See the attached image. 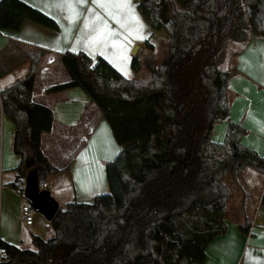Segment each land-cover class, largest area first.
<instances>
[{
  "label": "trees",
  "instance_id": "trees-1",
  "mask_svg": "<svg viewBox=\"0 0 264 264\" xmlns=\"http://www.w3.org/2000/svg\"><path fill=\"white\" fill-rule=\"evenodd\" d=\"M137 7L168 37L160 61L132 57V69L143 64L147 79L126 78L101 57L65 51L60 59L70 79L46 89L82 88L114 141L130 143L105 165L109 192L65 204L49 222L51 237L32 236L34 250L0 240V264H203L207 245L226 230L223 178H236L245 166L264 173V156L240 140L241 125L230 121L222 142L211 139L214 124L229 115L233 72L220 65L230 41L264 38V0H138ZM25 19L58 29L24 1L0 0V30H17ZM44 53L26 50L28 75L0 91L2 111L15 125V181L33 160L40 185L58 171L40 147L52 112L32 99Z\"/></svg>",
  "mask_w": 264,
  "mask_h": 264
},
{
  "label": "crops",
  "instance_id": "crops-1",
  "mask_svg": "<svg viewBox=\"0 0 264 264\" xmlns=\"http://www.w3.org/2000/svg\"><path fill=\"white\" fill-rule=\"evenodd\" d=\"M22 1L55 20L58 29L25 19L17 30H0V91L28 75L30 61L24 57L26 50H45L38 64L32 99L52 112L51 129L41 134L40 147L58 171L48 175L41 186L49 189L59 209L71 201L90 203L96 195L109 192L105 165L130 143L119 146L114 141L102 111L82 88L46 91L70 79L60 56L65 51H82L93 60L105 59L126 78L145 80L149 75L146 68L141 64L138 70L132 69V57L138 56L141 61L145 56H154L155 35L166 43L167 34L164 39L163 29L152 28L138 9V0H131V4L143 25L142 40L135 38L136 23L128 18L127 10L114 6L120 0H100L108 8L99 7L94 0ZM68 3L74 6V19H70L73 12ZM97 14L100 20L95 19ZM88 21L92 23L86 28ZM105 21L107 32L112 35L91 43ZM220 67L233 72L228 79L229 115L214 124L211 139L222 142L232 121L246 130L241 142L264 156V38L230 41ZM14 130V122L0 107V240L27 249L30 247L22 246H34L33 235L47 239L52 236V229L38 212L30 227L19 220L20 195L11 187L20 162V156L13 151ZM223 183L228 188L226 230L207 245L203 264H264V173L245 166L236 178L227 173ZM241 226H246L248 232H243Z\"/></svg>",
  "mask_w": 264,
  "mask_h": 264
},
{
  "label": "water",
  "instance_id": "water-1",
  "mask_svg": "<svg viewBox=\"0 0 264 264\" xmlns=\"http://www.w3.org/2000/svg\"><path fill=\"white\" fill-rule=\"evenodd\" d=\"M168 19V12L165 13ZM25 167L28 169L25 175V185L23 196L31 203L32 207L50 222L59 210L58 203L51 196L46 187H42L38 182V172L36 168H31L33 160H26ZM158 248V246H156Z\"/></svg>",
  "mask_w": 264,
  "mask_h": 264
},
{
  "label": "snow or ice",
  "instance_id": "snow-or-ice-1",
  "mask_svg": "<svg viewBox=\"0 0 264 264\" xmlns=\"http://www.w3.org/2000/svg\"><path fill=\"white\" fill-rule=\"evenodd\" d=\"M80 2L82 3L83 0H80ZM94 2H96L98 4L99 7L101 8H108L109 5L107 4H104V3H101L100 0H94ZM115 7L117 8H120V9H125L127 10V14H128V18L131 19L132 21H135L136 23V27L135 29H133V31L135 32L136 34V39H145V37L143 35L140 34L141 32V29L143 27V25L140 23L139 21V18L135 15L134 13V6L131 4V0H120L119 3L115 4L114 5ZM67 7L69 8V10H71L73 12V16L70 17V19H74L75 18V10H74V6L72 3H68L67 4ZM111 14V13H110ZM114 19L117 20V23H120V20L117 18V17H113ZM96 20H100V16L97 14L96 17H95ZM92 23V21H88L86 22L85 24V27H89V25ZM121 27H125V25L123 23H121ZM107 29H108V24L107 22L105 21L104 24H103V28H100L98 31H97V35L95 37L92 38V40L90 41L91 43H95L96 41H99L101 39H104L106 40L108 36L112 35L111 32H107ZM132 33L130 32L129 35H131ZM125 39H127V37H125ZM113 45L116 46L117 45V42H113ZM121 48H123L124 46L123 45H120ZM123 59H127V56L125 55L123 57Z\"/></svg>",
  "mask_w": 264,
  "mask_h": 264
},
{
  "label": "built area",
  "instance_id": "built-area-1",
  "mask_svg": "<svg viewBox=\"0 0 264 264\" xmlns=\"http://www.w3.org/2000/svg\"><path fill=\"white\" fill-rule=\"evenodd\" d=\"M24 180L25 177H21L17 181H15V189H13L20 195L19 220L23 225L30 227L33 223L34 216L37 211L32 207L31 203L23 196V189L25 185Z\"/></svg>",
  "mask_w": 264,
  "mask_h": 264
},
{
  "label": "rangeland",
  "instance_id": "rangeland-1",
  "mask_svg": "<svg viewBox=\"0 0 264 264\" xmlns=\"http://www.w3.org/2000/svg\"><path fill=\"white\" fill-rule=\"evenodd\" d=\"M162 34H163V37L165 39V31L161 30ZM155 45H156V48H155V52H154V59L156 62L160 61L166 51V43H165V40L161 39L160 36L158 35H155ZM22 247H30V248H27V249H33V245L30 243V244H23Z\"/></svg>",
  "mask_w": 264,
  "mask_h": 264
}]
</instances>
